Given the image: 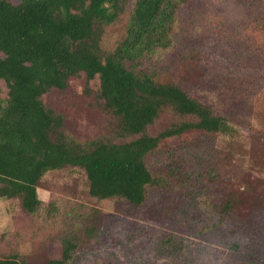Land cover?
<instances>
[{"label":"trees","instance_id":"1","mask_svg":"<svg viewBox=\"0 0 264 264\" xmlns=\"http://www.w3.org/2000/svg\"><path fill=\"white\" fill-rule=\"evenodd\" d=\"M193 4L135 0L129 8L126 0H0V81L6 87L5 98L0 97V199L18 201L27 215L40 209L54 214L57 203L40 201L37 189L45 186L48 174L78 169L85 177L86 197L139 208L154 192L197 185L173 170L153 173L146 160L168 141L199 133L223 141V161L234 159L243 166L246 160L250 170L264 172V128L244 140L229 114L189 94L186 79L206 61L201 51L192 45L179 50L176 73L157 75L144 68L174 51L181 14ZM108 26H117L110 50L101 44ZM81 76L85 95L88 85L98 81L94 108L106 118L94 137H86L70 115L45 101L50 92L63 93L70 79ZM164 114L169 115L167 126L150 135L148 128ZM215 178L212 172L208 180ZM230 186L209 200V213L221 221L247 204L264 205V179ZM207 194L192 198L199 201ZM97 213L87 215L86 239L78 234L81 229L71 230L41 264H70L97 234ZM179 248L177 238L168 235L160 240L158 255H173ZM38 258L34 252L0 250V264H30ZM93 264L114 263L98 259Z\"/></svg>","mask_w":264,"mask_h":264},{"label":"rangeland","instance_id":"2","mask_svg":"<svg viewBox=\"0 0 264 264\" xmlns=\"http://www.w3.org/2000/svg\"><path fill=\"white\" fill-rule=\"evenodd\" d=\"M126 1L130 8L135 0ZM116 31L117 26L105 28L104 49L112 48ZM176 41L167 59L151 61L144 68L157 75L168 70L176 73L178 51L192 45L206 61H200L199 69L186 79L189 94L229 114L244 140L264 128V0H194L192 9L181 14ZM87 90L85 95L83 76L72 78L67 90L50 92L45 101L70 115L86 137H94L106 118L94 108L98 81L91 82ZM5 95L6 87L0 81V97ZM168 122L169 115H162L148 133L156 135ZM223 144L199 133L194 138L170 140L149 155L146 162L153 173L165 175L173 170L197 185L154 192L139 208L86 197L85 177L78 169L48 174L37 195L44 203L54 200L57 212L49 215L47 209H40L27 215L18 201L0 199V250L23 255L34 252L39 258L30 264H41L71 230L81 229L78 234L86 239L83 229L89 225L88 214L97 211V234L88 246L77 250L70 264H93L98 259L114 264H264V205L247 204L222 221L217 213H209V200L225 193L226 186L237 189L264 179V172L250 170L246 160L243 166L234 159L223 161ZM212 172L218 178L210 183ZM205 193L207 198L194 199ZM168 235L177 238L180 248L160 257L158 244Z\"/></svg>","mask_w":264,"mask_h":264}]
</instances>
